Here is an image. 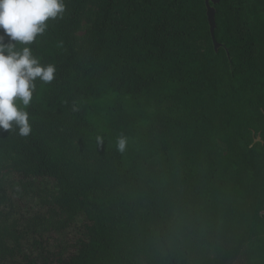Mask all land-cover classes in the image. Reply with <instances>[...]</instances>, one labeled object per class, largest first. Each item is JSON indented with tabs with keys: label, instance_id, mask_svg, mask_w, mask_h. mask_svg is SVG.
<instances>
[{
	"label": "trees",
	"instance_id": "obj_1",
	"mask_svg": "<svg viewBox=\"0 0 264 264\" xmlns=\"http://www.w3.org/2000/svg\"><path fill=\"white\" fill-rule=\"evenodd\" d=\"M214 8L217 49L204 0H0V93L35 81L0 106V264H264V0Z\"/></svg>",
	"mask_w": 264,
	"mask_h": 264
},
{
	"label": "rangeland",
	"instance_id": "obj_2",
	"mask_svg": "<svg viewBox=\"0 0 264 264\" xmlns=\"http://www.w3.org/2000/svg\"><path fill=\"white\" fill-rule=\"evenodd\" d=\"M95 11V6L93 3H89L86 7V11L82 17V27L81 30L78 33V37H81L83 33L86 30V27L89 24V21L93 18V13ZM35 84V81L33 79H26L22 80L19 83L16 84V86H12L0 93V106L3 110V114L6 118L12 119V109H11V99L12 97H16L18 95H21L27 91H29ZM168 104H164L166 106ZM67 156L71 154V162H81L82 160L86 161H92L91 155L83 148L82 143L79 142V140H74L72 142V146L70 147V150L68 153H66ZM12 159L9 158H1L0 159V181L3 176V170L4 165L9 164ZM0 193H1V185H0ZM57 196V190L54 189L52 192L47 194V201L51 202L55 199ZM51 223L52 219H50Z\"/></svg>",
	"mask_w": 264,
	"mask_h": 264
},
{
	"label": "water",
	"instance_id": "obj_3",
	"mask_svg": "<svg viewBox=\"0 0 264 264\" xmlns=\"http://www.w3.org/2000/svg\"><path fill=\"white\" fill-rule=\"evenodd\" d=\"M205 1V6H206V15H207V20L209 23L210 27V33L212 36L213 44L215 49H217L220 44L216 42L214 38V30H215V8L214 4L217 3L219 0H204Z\"/></svg>",
	"mask_w": 264,
	"mask_h": 264
}]
</instances>
